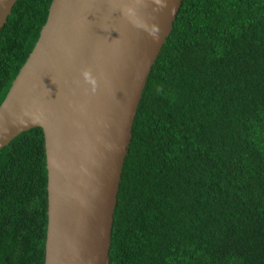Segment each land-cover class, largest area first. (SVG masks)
<instances>
[{
    "label": "trees",
    "instance_id": "trees-1",
    "mask_svg": "<svg viewBox=\"0 0 264 264\" xmlns=\"http://www.w3.org/2000/svg\"><path fill=\"white\" fill-rule=\"evenodd\" d=\"M53 0L0 32V105ZM41 127L0 150V264H45ZM110 264H264V0H183L140 100Z\"/></svg>",
    "mask_w": 264,
    "mask_h": 264
},
{
    "label": "water",
    "instance_id": "water-1",
    "mask_svg": "<svg viewBox=\"0 0 264 264\" xmlns=\"http://www.w3.org/2000/svg\"><path fill=\"white\" fill-rule=\"evenodd\" d=\"M18 0H0V32ZM183 0H53L0 105V150L44 131L45 264H110L137 109Z\"/></svg>",
    "mask_w": 264,
    "mask_h": 264
}]
</instances>
